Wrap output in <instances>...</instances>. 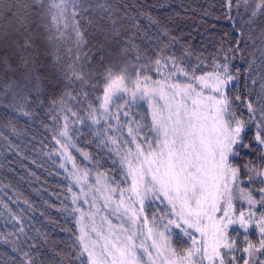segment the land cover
I'll return each instance as SVG.
<instances>
[{
    "label": "snow or ice",
    "instance_id": "obj_1",
    "mask_svg": "<svg viewBox=\"0 0 264 264\" xmlns=\"http://www.w3.org/2000/svg\"><path fill=\"white\" fill-rule=\"evenodd\" d=\"M241 4L239 38L209 58L171 52L176 38L145 14L169 37L150 54L137 43L147 32L134 19L126 29L109 0H0V103L29 116L25 107L45 103V81L60 85L49 96L63 119L53 135L79 185L67 189L76 250L61 264H264V0H225L229 18ZM245 49L242 97L233 61ZM70 125L93 133L99 151L79 148ZM70 149L92 167H78ZM244 150L253 158L237 163ZM177 233L187 239L173 243Z\"/></svg>",
    "mask_w": 264,
    "mask_h": 264
},
{
    "label": "trees",
    "instance_id": "obj_2",
    "mask_svg": "<svg viewBox=\"0 0 264 264\" xmlns=\"http://www.w3.org/2000/svg\"><path fill=\"white\" fill-rule=\"evenodd\" d=\"M109 3L117 9V15L123 17L126 29L135 31L131 28L134 19L140 25L141 35L147 32L149 39H138L137 43L141 48L149 49L150 54H154L151 49L157 44L163 46L168 42L169 37L160 32V26H163L176 38L171 52L180 55L187 47L196 55L211 58L222 47L233 45L247 19L242 4L239 14L233 8L229 18L225 0H109ZM145 14L158 20L160 26L150 24ZM68 43L71 46V41ZM108 47L116 52L114 44ZM252 51L245 49L244 58L233 61L241 72L237 87L242 97ZM255 55L258 57L259 53ZM49 76L52 81L56 80L55 74L49 73ZM45 85V103L40 107H25L24 110L31 113L29 116L7 107V101L0 103V264H21L22 252H28L36 264H61L68 253L76 250L73 247L78 235L76 214L67 210L76 207L67 191L73 185L65 167L60 166L64 162L55 139L62 140V137L54 138L53 135L60 130L63 119L58 108L49 111L52 107L49 96H56L60 85L48 81ZM70 134L79 148L91 153L99 151L94 141L88 143L93 140V133L87 129L77 135L70 125ZM251 136L249 132L246 143L251 141ZM104 155V166L113 167L111 159ZM250 158L253 154L244 150L237 163L242 164ZM8 209L20 217L19 224L10 219ZM21 225L23 234L19 233ZM251 235L253 239L256 237L254 230ZM178 239L186 240L177 233L173 243ZM14 247L22 251H14Z\"/></svg>",
    "mask_w": 264,
    "mask_h": 264
},
{
    "label": "rangeland",
    "instance_id": "obj_3",
    "mask_svg": "<svg viewBox=\"0 0 264 264\" xmlns=\"http://www.w3.org/2000/svg\"><path fill=\"white\" fill-rule=\"evenodd\" d=\"M62 140H63V138H62ZM70 151H71L72 155L75 156V158H76V163H77L78 167H81V168H82L84 165H87L88 167H92V165L89 164L88 161L84 160L83 157H82V155H81L79 152H77L75 149H70ZM62 158H63V162H64V165H65V169H66V171H67L68 174H69V172L72 171L71 161H65V159H64L63 156H62ZM93 176H94V173H93ZM70 180H71V183H72V185H73L74 191H77V192H78V191H79V185H76V184L73 182V180H72L71 177H70ZM81 206H83L85 210H87V209L89 208V205H88V204H84L83 201H81ZM152 207H153L154 209H156L157 211H159V210H161V209L164 208V204H162V203H160L159 201H157V202H155V203L153 204ZM237 207H240V205L238 204ZM245 207H246V205H245ZM145 210H146V212L148 213L149 217L151 218L152 210L149 209L147 205H146V209H145ZM101 214H104L103 210H102V213H101ZM112 220H113V223H114V224L117 223V221L115 220L114 217H112ZM234 227H235V226H234ZM230 231H231V230H230ZM183 238H184V239H187L186 237H183ZM254 239H255V237H254Z\"/></svg>",
    "mask_w": 264,
    "mask_h": 264
}]
</instances>
